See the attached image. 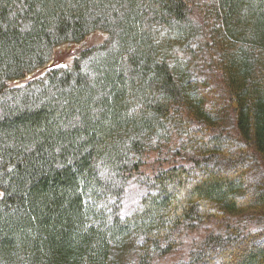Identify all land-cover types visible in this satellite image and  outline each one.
I'll list each match as a JSON object with an SVG mask.
<instances>
[{
	"label": "trees",
	"instance_id": "1",
	"mask_svg": "<svg viewBox=\"0 0 264 264\" xmlns=\"http://www.w3.org/2000/svg\"><path fill=\"white\" fill-rule=\"evenodd\" d=\"M196 7L0 0V264H152L181 226L251 212L179 264H224L248 242L238 264H264V183L218 171L249 175L221 155L226 111L264 167V0H214L207 20ZM174 137L173 161L125 198L146 149Z\"/></svg>",
	"mask_w": 264,
	"mask_h": 264
},
{
	"label": "rangeland",
	"instance_id": "2",
	"mask_svg": "<svg viewBox=\"0 0 264 264\" xmlns=\"http://www.w3.org/2000/svg\"><path fill=\"white\" fill-rule=\"evenodd\" d=\"M193 4H198L199 7H196V11L200 17L202 16L205 20L206 18V12H205V5H212L214 0H190ZM200 81L201 86L205 89V97L207 98V101H215L217 96V93L220 92L219 88H217V93L214 94V92L209 91L210 87L214 86L213 83L209 82L207 80V76L204 75ZM209 91V92H208ZM227 114L224 115V118L220 119L221 127L220 131L222 133V137L231 141V144L228 146H222L221 148V155L224 154L226 156H229V153H234V157L230 160L227 159V162L233 163V162H239L240 164H243V170L249 171V175L243 177L237 172H231L227 169H223L221 167H218L219 175H222L229 180L232 181H238L241 184H245L247 188L250 186H255L258 183H264V172H263V166L260 163V159L258 155L253 151V149L249 146H246L245 143L241 145V142L238 141L237 134L234 130L233 123L231 121V116L229 111H226ZM201 134L199 135V137ZM208 138V137H207ZM206 139V138H205ZM204 139V140H205ZM178 137H174L169 142H166V144H162V142H155L153 146L160 147L161 149L149 151L146 149V153H144V156H141L140 159L144 160L142 166L140 169L134 174L133 179H131L130 184L127 188V192L125 193L126 197L129 201L136 200V193L133 191L137 186L133 184L134 182L139 181L143 176L152 174L156 169H158L160 166H168L172 161L173 157L176 156L173 153L172 149L177 148L178 146ZM235 147H232V146ZM232 147V148H231ZM226 149V150H225ZM237 149H241V153H236L235 151ZM224 150V152H222ZM187 150L185 149V152ZM237 174V175H236ZM221 176V177H222ZM143 183V182H142ZM190 188V185L186 186L185 192H187ZM264 189V188H262ZM184 196V195H183ZM254 197V193L250 192L249 194L242 193L241 195H238L237 198L240 201V199H243L241 201L242 204H247L249 202L250 198ZM185 198V197H184ZM213 206V204H212ZM211 204H207L206 208L207 210L210 209ZM214 207V206H213ZM264 211V209H263ZM258 212H261L260 210ZM214 213V210H211V214ZM218 217H220L218 220L211 218V219H205L199 222H196L194 226H181L179 230H177L174 234L173 239H175V243L170 246L169 252L166 254H161L159 257L153 260L152 264H179L182 260L188 259L189 257L196 256L197 253H203V246L200 247V243L205 239L206 235L210 232L217 233L220 229H223L228 225H238L242 224L245 221H250L248 219H251L252 221L257 219L256 217H261V215H253V212L249 214V217L242 216H231V215H221L219 214ZM237 229H231L228 230L229 233H235L241 228H248L243 226H237L235 227ZM257 246L256 243L248 242L246 246L242 248H237L236 253L234 256H231V254L226 255L225 254V260L224 264H238L240 260H242L248 252L252 250V246ZM240 247V246H239ZM234 250V251H235ZM228 254V253H227Z\"/></svg>",
	"mask_w": 264,
	"mask_h": 264
}]
</instances>
